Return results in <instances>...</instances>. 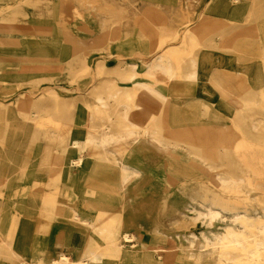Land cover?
Here are the masks:
<instances>
[{
	"label": "rangeland",
	"instance_id": "obj_1",
	"mask_svg": "<svg viewBox=\"0 0 264 264\" xmlns=\"http://www.w3.org/2000/svg\"><path fill=\"white\" fill-rule=\"evenodd\" d=\"M231 1L0 0V264L264 261V0Z\"/></svg>",
	"mask_w": 264,
	"mask_h": 264
},
{
	"label": "bare ground",
	"instance_id": "obj_2",
	"mask_svg": "<svg viewBox=\"0 0 264 264\" xmlns=\"http://www.w3.org/2000/svg\"><path fill=\"white\" fill-rule=\"evenodd\" d=\"M242 2V0H234V1H231V3L232 4H225L224 2H223V4H225L226 6L228 5L229 7H228V9H227V13H229V10H230V8L232 7V6H235L236 4H240ZM217 3V2H216ZM263 6H264V4H263ZM228 16V15H227ZM250 18H252V16L250 15ZM4 19V18H3ZM12 19V18H11ZM15 19V18H14ZM13 19V20H14ZM2 20V19H1ZM6 20V19H5ZM225 22L227 21V19L226 20H224ZM224 21H223V23L222 22H220L219 24H224ZM5 22V21H4ZM7 22H9L10 23V21H7ZM6 22V23H7ZM13 23H14V21H13ZM212 23H215V22H213L212 20H204L203 21V23H202V27H201V29H200V31L199 32H201V31H207V30H209V28L212 26L211 24ZM12 24V23H11ZM215 24H217V23H215ZM28 26V25H27ZM26 26V27H27ZM26 27H25V30H26ZM14 28V27H13ZM12 28V29H13ZM17 28V27H16ZM28 34V33H27ZM29 35V34H28ZM199 33L198 32H196V33H193L191 36H190V40H191V42H192V44H193V47L195 48V47H197V44H198V37H199ZM251 38H250V36L249 35H247V36H242V37H240V38H238V41H236V43H237V48L236 47H234V48H236V51L237 52H239L242 56H244V57H249L250 55H257V58H260L261 57V60L264 62V51L263 52H261V50H260V46H259V44L257 45V44H251V47L250 46H248V45H241V42L242 43H244V42H246V43H250L251 41ZM33 41V40H32ZM258 41H259V39H258ZM260 42V41H259ZM159 43V42H158ZM2 44V43H1ZM5 46V45H4ZM248 48H252V49H254V50H250L251 52H249V50H248ZM255 48H258V49H255ZM193 53V52H192ZM170 54H173V55H175V56H177L178 54H180V50L179 49H173L171 52H170ZM201 62V61H200ZM40 69H42V67H37L36 65H32V66H29V67H25V69L24 70H29L30 72L31 71H35V70H40ZM157 71L156 72H159V73H162L163 75H165V76H167V75H169V73H170V69H169V67H167V66H158L157 67V69H156ZM41 71V70H40ZM39 72V71H38ZM240 80V79H239ZM236 87L237 88H244L245 87V82H243V81H239L238 83H237V85H236ZM223 90H225V91H228L227 90V88L226 87H224L223 86ZM163 96V95H162ZM165 97V96H164ZM53 98H54V100H55V102H56V104H55V106H56V108L58 107V98H59V96L58 95H53ZM100 101H102V102H104V100H105V98H98ZM127 100H128V102H130V103H134L135 104V106H137L138 108H141V109H143L142 108V103L144 104V99L143 98H137L136 100H134L133 99V97H131V95L130 96H128L127 97ZM88 110V109H87ZM88 115V114H87ZM208 133H207V131L206 130H199V131H193V130H191V131H187V130H179V131H176L175 133L173 132L172 133V135L175 137V138H178V139H180V140H182V142H185V141H183L184 139L186 140V139H192V138H199V139H201V140H199L198 142H196V143H194L193 141L192 142H190L191 144H192V146H190V147H192V149H194L193 148V145L194 144H196L197 145V148H196V146H195V149H199L198 151L200 152V151H202V152H204L205 154L206 153H208L209 152V148H206V149H204V147L202 146V147H200L199 145H198V143H200V144H203V145H207V144H209V143H211V141H209V140H206V139H210V137L212 136V135H207ZM205 136H210V137H208V138H205L204 139V137ZM201 137H203V139L201 138ZM187 141V140H186ZM190 141V140H189ZM188 142V141H187ZM190 144V145H191ZM75 145L76 146H79L80 144L79 143H75ZM199 147V148H198ZM201 148V149H200ZM196 150V151H197ZM83 156V155H82ZM82 159V158H81ZM128 163V162H127ZM124 165V164H123ZM126 165V164H125ZM127 166V165H126ZM138 171V170H137ZM59 181V180H58ZM101 187H102V185H101ZM51 189H53V188H51ZM202 223V222H201ZM113 225V224H112ZM111 226V225H110ZM108 229H109V227H108ZM110 230H111V228H110ZM124 232V231H123ZM113 233H115V232H113ZM113 236V235H112ZM123 238L126 240V242H132V237H131V235H128V234H125L124 236H123ZM224 242V251H225V254H228V253H230V252H233V251H236V250H238V247L237 246H235L234 244L236 243H241V239H240V236L238 235V234H232V233H229L227 236H225L224 237V240H223ZM133 243V242H132ZM146 243V242H145ZM171 244V243H170ZM250 246V245H249ZM74 247V246H73ZM160 247V246H159ZM177 247V246H176ZM162 248V247H161ZM175 248V247H174ZM160 249H154L153 250V253H156V254H158L159 256H161L162 257V253L159 251ZM162 250V249H161ZM85 253V252H84ZM171 254V253H170ZM172 256V255H171ZM174 256V255H173ZM80 257V256H79ZM58 260V259H57ZM54 261V260H53ZM165 261V260H164ZM59 263L60 264H72L71 262H70V260H69V258H68V256H66L65 254H62L61 256H60V258H59ZM85 262L83 261V262H80V263H76V264H84ZM49 264V263H48ZM54 264V263H53ZM120 264H122L121 262H120ZM255 264H264V261H261L260 262V260L258 261V262H256Z\"/></svg>",
	"mask_w": 264,
	"mask_h": 264
}]
</instances>
